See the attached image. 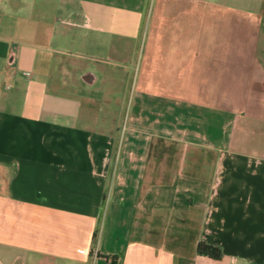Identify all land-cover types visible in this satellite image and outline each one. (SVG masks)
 Here are the masks:
<instances>
[{
  "label": "crops",
  "instance_id": "crops-1",
  "mask_svg": "<svg viewBox=\"0 0 264 264\" xmlns=\"http://www.w3.org/2000/svg\"><path fill=\"white\" fill-rule=\"evenodd\" d=\"M263 3L0 0V264H264ZM105 78L131 96L122 152L83 91ZM138 134L174 150L137 154ZM122 180L140 194L106 238Z\"/></svg>",
  "mask_w": 264,
  "mask_h": 264
},
{
  "label": "rangeland",
  "instance_id": "rangeland-1",
  "mask_svg": "<svg viewBox=\"0 0 264 264\" xmlns=\"http://www.w3.org/2000/svg\"><path fill=\"white\" fill-rule=\"evenodd\" d=\"M22 13H26L25 9L22 10ZM263 18H264V3H263ZM95 58L97 60H94L91 62V66L95 68H100L99 71H97L101 78L103 76H106L107 71L109 69L114 68V61L111 59H107L106 53L104 51H100L98 53H95ZM117 68V67H116ZM118 69V68H117ZM120 75L122 76V69L120 70ZM109 81L105 79H101L94 88H89L83 90L85 94H89L93 100L94 105L97 106L100 110L97 112V118L99 125H115L117 126V130L114 131V136L117 137V139L121 140L116 147L117 152L123 151L122 146L124 145V139L127 136V130L125 127L126 122H128V116L130 115V111L132 112V105H131V96L129 92H126L124 89H122V83H113L108 84ZM111 86L112 90H109L108 86ZM113 91L115 92L116 96H109L107 95V92ZM113 108H115L117 111H113ZM136 112L133 113V119L140 120L144 115H140L139 108H136ZM150 119L153 120V114L150 115ZM188 119L187 121L182 119L179 120V130L181 133H187V132H195V133H201L202 131V113L200 110H193L191 111V116L186 115ZM145 139V140H144ZM159 138H150L148 141V138H145L143 134H138L135 138V140H132L131 145V151L136 152L137 154L146 152L148 149V152L157 153L161 151H172L174 150V144L173 142H167L165 141L164 144H161L158 140ZM147 147V149H146ZM156 162V161H155ZM158 162V161H157ZM155 176H153V179ZM125 181L122 180V183L116 188V193H114V202L113 204H109L107 200H105L104 204L101 208V218L100 221L97 223V231L101 234L105 235L106 238H108L111 233H113L114 224L111 223L112 218L111 216H115L117 219V227H116V233H121L125 227L123 220L125 212H129L132 207L134 206L138 196L139 192L132 191L128 188V186H125ZM108 195V193H107ZM108 205H111L108 206ZM135 226V225H134ZM136 226H139L138 224ZM113 229V230H112ZM151 238L156 237L155 234H150ZM119 239V237H118ZM166 243H169L171 245V239L168 238ZM96 246V243H95Z\"/></svg>",
  "mask_w": 264,
  "mask_h": 264
},
{
  "label": "trees",
  "instance_id": "trees-1",
  "mask_svg": "<svg viewBox=\"0 0 264 264\" xmlns=\"http://www.w3.org/2000/svg\"><path fill=\"white\" fill-rule=\"evenodd\" d=\"M158 140L161 144H164L163 139L159 138ZM196 253L199 255L208 256L213 259H219L221 256V250L218 246L211 244V243H206L204 241H200L197 243ZM106 257H108V255Z\"/></svg>",
  "mask_w": 264,
  "mask_h": 264
},
{
  "label": "built area",
  "instance_id": "built-area-1",
  "mask_svg": "<svg viewBox=\"0 0 264 264\" xmlns=\"http://www.w3.org/2000/svg\"><path fill=\"white\" fill-rule=\"evenodd\" d=\"M24 74H25V75H29V73H28V72H24Z\"/></svg>",
  "mask_w": 264,
  "mask_h": 264
}]
</instances>
